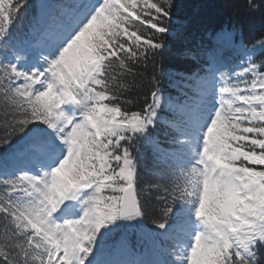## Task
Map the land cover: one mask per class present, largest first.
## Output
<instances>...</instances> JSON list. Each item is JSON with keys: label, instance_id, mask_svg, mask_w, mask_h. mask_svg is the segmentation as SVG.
Segmentation results:
<instances>
[{"label": "snow or ice", "instance_id": "obj_1", "mask_svg": "<svg viewBox=\"0 0 264 264\" xmlns=\"http://www.w3.org/2000/svg\"><path fill=\"white\" fill-rule=\"evenodd\" d=\"M26 7L0 0V264H120L127 230L158 245L150 264H264V36L173 105L157 57L176 0L42 5L38 39L14 43Z\"/></svg>", "mask_w": 264, "mask_h": 264}, {"label": "trees", "instance_id": "obj_2", "mask_svg": "<svg viewBox=\"0 0 264 264\" xmlns=\"http://www.w3.org/2000/svg\"><path fill=\"white\" fill-rule=\"evenodd\" d=\"M66 2L68 0H27V7L12 29L13 42H35L38 35L34 29L41 6H50V11L55 14ZM176 3L171 18L172 31L164 37L166 48L163 55L157 57V62L162 63L169 73L161 77V83L166 101L173 105L183 103L211 68L223 64L227 70L241 71L236 65L246 58L239 55L237 45L242 43L251 47L254 41L264 36V0H251L252 7L250 0H176ZM233 26L237 29L235 39L230 31ZM3 55L5 53L0 51V58ZM254 59L256 63L264 62V54H257ZM2 118L3 112L0 111ZM170 118L171 111L165 107L152 132L162 144L169 138L165 122ZM138 147L144 153L140 160L141 185L157 182V169L146 152L147 146L141 143ZM114 241L115 246L106 258L120 264L139 261L150 264L161 258L158 245L137 230L118 233Z\"/></svg>", "mask_w": 264, "mask_h": 264}]
</instances>
